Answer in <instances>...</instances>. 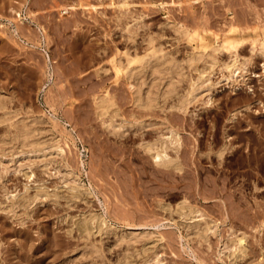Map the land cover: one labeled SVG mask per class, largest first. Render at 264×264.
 <instances>
[{"label": "rangeland", "instance_id": "obj_1", "mask_svg": "<svg viewBox=\"0 0 264 264\" xmlns=\"http://www.w3.org/2000/svg\"><path fill=\"white\" fill-rule=\"evenodd\" d=\"M33 1L0 3V264H264V0ZM172 20L197 28L204 42ZM233 39L242 44L233 48ZM159 43L182 74L168 82L162 69L155 86L146 65L145 93L173 91L139 106L113 61ZM199 45L217 60L187 66ZM232 54L250 58L246 69L219 81ZM203 67L212 99L198 90L180 110ZM165 125L181 136L167 147L172 164L144 147L161 142ZM242 233L243 250L233 246Z\"/></svg>", "mask_w": 264, "mask_h": 264}, {"label": "bare ground", "instance_id": "obj_2", "mask_svg": "<svg viewBox=\"0 0 264 264\" xmlns=\"http://www.w3.org/2000/svg\"><path fill=\"white\" fill-rule=\"evenodd\" d=\"M17 1V0H16ZM25 2L27 1H29L27 4H31V3H34V1L33 0H24ZM98 1V0H97ZM100 1V0H99ZM110 1V0H109ZM117 1H119V0H117ZM123 1V0H122ZM121 1V3H118V7L120 6V5H122V7H124V5L126 6V4H127V2L124 0L123 2ZM174 1V0H173ZM22 2V1H21ZM89 2V1H88ZM111 2V1H110ZM128 2H129V0H128ZM132 2V1H131ZM176 2V1H175ZM188 2V1H187ZM0 3L1 4H5L6 3V0H0ZM9 3H11V5L12 4H14V1H11V2H9ZM18 3V2H17ZM23 3V2H22ZM36 3H37V1H36ZM41 3V2H40ZM90 3V2H89ZM108 4H109V2H107ZM116 3V2H115ZM181 3V2H180ZM191 3V2H190ZM189 3V4H190ZM82 4V3H81ZM86 4H87V1H86ZM112 4V3H111ZM10 5V4H9ZM23 5V4H22ZM65 5H67V4H65ZM91 5V4H90ZM113 5V4H112ZM3 6V5H2ZM1 6V7H2ZM42 6H43V4H42ZM69 6V5H68ZM95 6V5H94ZM93 6V7H94ZM127 6H128V4H127ZM126 6V7H127ZM7 7H8V5H7ZM11 7V6H10ZM15 7V6H14ZM19 7V6H18ZM30 7V6H29ZM96 7V6H95ZM129 7V6H128ZM6 8V7H5ZM11 8H13V7H11ZM11 8H9V9H11ZM32 8V7H31ZM64 8V7H63ZM66 8H68V7H66ZM120 8V7H119ZM1 9V8H0ZM3 9H4V7H3ZM14 9V8H13ZM26 9H28V8H26ZM18 10V9H17ZM125 10V9H124ZM29 11V10H28ZM27 11V12H28ZM26 12V13H27ZM30 12V11H29ZM9 13V12H8ZM1 14V13H0ZM12 14H13V12H12ZM28 14V13H27ZM141 15V14H140ZM14 16V15H13ZM10 17V16H9ZM203 18V17H202ZM11 19V18H10ZM13 19V18H12ZM35 19V18H34ZM136 19V18H135ZM170 19V18H169ZM200 19V18H199ZM231 19V18H230ZM229 19V20H230ZM235 19V18H234ZM233 19V20H234ZM263 19H264V17H263ZM36 20H37V18H36ZM203 20V19H202ZM260 20V19H259ZM255 21V20H254ZM18 22V21H17ZM37 22V21H36ZM170 22V21H169ZM258 22V21H257ZM262 22V21H261ZM136 23V22H135ZM20 24V23H19ZM19 24H17V25H19ZM170 24H171V22H170ZM169 24V25H170ZM172 26L173 27H175V29H176V31H178V32H180V33H183V34H187V35H190V34H193V33H195V34H199L200 36V39L204 42V36L203 35H201V33H200V31H198L197 30V28L195 29V30H191L187 25H186V23H184V22H181V21H174V20H172ZM21 25V24H20ZM40 25V24H39ZM38 25V26H39ZM131 25V24H130ZM198 25V24H197ZM237 25V24H236ZM264 25V24H263ZM201 26V25H200ZM204 26V25H203ZM230 26V25H229ZM232 26V25H231ZM18 27V26H17ZM129 27V26H128ZM128 27H127V30L129 31V29H128ZM131 27V26H130ZM129 27V28H130ZM133 27H135V26H133ZM132 27V28H133ZM194 27V26H193ZM233 28L235 27V26H232ZM237 27V26H236ZM235 27V28H236ZM256 27V26H255ZM254 27V28H255ZM21 28H24V27H22L21 26ZM200 28V27H199ZM207 28V27H206ZM237 28H239V27H237ZM254 28H253V30H254ZM258 28V27H257ZM35 29V28H34ZM135 29V28H134ZM194 29V28H193ZM208 30H209V28H207ZM228 29V28H227ZM256 29V28H255ZM19 30H21V29H19ZM203 31H204V29H202ZM229 30V29H228ZM239 30V29H238ZM244 30V29H243ZM24 31V30H23ZM31 31V30H30ZM131 31H134L133 29L131 30ZM217 31H218V29H217ZM226 31V30H225ZM231 31H233V29L231 30ZM21 32V31H20ZM25 32H26V30H25ZM224 32V31H223ZM31 32H29V34H30ZM43 33H44V31H43ZM48 33V32H47ZM129 33H130V31H129ZM23 34V33H22ZM26 33H24V35H25ZM32 35L34 34V32H32L31 33ZM30 34V35H31ZM36 34V33H35ZM131 34H132V32H131ZM129 35V36H133V35ZM215 34L216 33H214V36H215ZM38 35V34H37ZM16 36V35H15ZM26 36V35H25ZM35 36V35H34ZM128 36V37H129ZM192 36H194V34L192 35ZM11 37V36H10ZM36 37V36H35ZM135 36H133V38H134ZM191 37V36H190ZM27 38V37H26ZM29 38V37H28ZM31 38V37H30ZM34 38V37H33ZM47 38V37H46ZM133 38H131L130 37V40L132 39L133 40ZM187 38V37H186ZM12 39V38H11ZM19 39V38H18ZM258 39V38H257ZM257 39H254L253 40V44L254 43H257L256 42V40ZM31 40V39H30ZM151 40V39H150ZM250 40H252V39H250ZM262 41V45H261V47H260V52H261V54L262 53H264V37L261 39ZM13 41V40H12ZM227 41V43H229V45L230 46H233V48L234 47H238V45H240V44H242V40H240V39H233V40H226ZM226 41H224V42H226ZM244 41V40H243ZM246 41V40H245ZM244 41V42H245ZM258 41V40H257ZM35 43H36V41H34ZM136 42V41H135ZM134 41L132 42V43H135ZM138 42V41H137ZM152 42V41H151ZM223 42V41H222ZM260 42V41H259ZM218 43H220V42H218ZM226 43V44H227ZM136 44V43H135ZM257 44H259V43H257ZM147 45V44H146ZM159 45H160V47L158 46V47H156V48H154V49H152V51H146L147 53H145L144 55H141V56H138V55H136L133 59H131L130 57L128 58V63H126V64H123V61H119L118 62V60L117 61H113V59H112V61H113V63H114V67H115V70L117 71L116 72V74H120L119 72H120V70L121 71H123V74L127 77V86H128V89H129V91H130V93L133 95V97H134V99H135V102H136V104L137 105H139V106H143V107H151V106H154V105H156L157 104V102L159 101V99L158 98H161L160 97V93L157 91V90H155V92H151L150 90H148L146 93L144 92V84L145 83H147L148 81H149V83L151 84V85H155L156 86V84H157V77L155 76L156 74H159L160 73V71L163 69H165V70H167L168 71V73H166V71H165V73L166 74H168V76L166 77H164V75H165V73L164 74H161V75H163L162 76V78H164V79H166L168 82H169V79H168V77L170 78V81H173L172 79H174L176 76L175 75H177V74H182V69H183V67L181 66V65H179V64H177V60H175L176 58H174V56H173V58H174V60L173 61H175V62H169V60L165 57V56H167L166 54L167 53H165L164 51H163V47L161 46V44L159 43ZM213 45V44H212ZM218 45V47L221 45V43L220 44H217ZM217 45H215V46H217ZM223 45H225V44H223ZM256 45V44H255ZM260 45V44H259ZM128 46V45H127ZM136 46V45H135ZM202 46V49L203 50H201L200 49V45H199V50H197L196 51V49H193V53H190L187 57H186V59L184 58V60L186 61H188V63L187 64H189V65H187V66H192L193 64H196V62L197 61H200L201 59H203V61L205 60H207L206 62H208V58H210V56H208L209 54L211 55V53L210 52H205V50L207 49L208 50V48H206L205 49V45H201ZM212 47V48H214L215 50H214V52L216 51V48H218V47ZM254 46V45H253ZM195 47V46H194ZM210 47H211V45H210ZM127 48V47H126ZM143 48V47H142ZM148 48V47H147ZM192 48H193V46H192ZM219 48H221V47H219ZM224 48V47H223ZM227 48V47H226ZM257 48H259L258 46H257ZM128 49H130V47L128 48ZM127 49V50H128ZM136 49H138L137 47H136ZM144 49H146V48H144ZM143 49V50H144ZM211 49V48H210ZM126 50V49H125ZM126 50V51H127ZM219 50V49H218ZM236 50V49H235ZM234 50V52H236ZM254 50H255V48H254ZM137 51V50H136ZM135 50L133 51L134 53L136 52ZM139 51V50H138ZM138 51H137V53H138ZM145 51V50H144ZM192 51V50H191ZM221 51V50H220ZM129 52V51H128ZM132 52V51H131ZM254 52V51H253ZM188 52H186V54H187ZM238 54L240 53V52H237ZM236 53V54H237ZM170 54V53H169ZM254 54H255V52H254ZM125 55H127V54H125ZM131 55H133V54H131ZM174 55V54H173ZM208 57H206V56ZM214 56H215V54H213ZM213 55H211V57H212V60H217V58L216 57H214ZM232 55H234V54H232ZM240 55V54H239ZM122 57V56H121ZM207 59H206V58ZM234 58H232L229 62H227V63H225V67L229 70V72H228V75H223V77L221 78V79H219V81L220 80H222V79H229V81L230 80H232V81H234V80H239L238 79V76H239V71L238 70H240V68H242V69H246V66H247V63L249 62V60H250V58H248L247 59V61H244V60H242V61H240L239 62V57H237V56H233ZM114 58V57H113ZM123 58H125V57H123ZM182 58V59H183ZM205 58V59H204ZM211 59V58H210ZM209 59V61L210 62H213V61H211ZM137 60V61H136ZM168 60V61H167ZM135 61V62H134ZM170 61H171V59H170ZM169 63L168 65L166 64V63ZM206 62H204V63H206ZM210 62H208V63H210ZM215 62V61H214ZM216 62H218V61H216ZM200 63V62H199ZM201 63H203V62H201ZM198 64V63H197ZM122 65H124L125 66V70H124V66H122ZM146 65H147V68L150 70V68L152 69V70H150V71H153L152 73H151V75H154V76H152V78H149L151 75H149V73L150 72H148L146 75H148V76H146V78L148 77V81L146 80V78L145 77H143V75H141V73L143 72V70H145V69H143L144 67H146ZM149 65V66H148ZM201 65V64H200ZM205 65H207V64H205ZM214 65V64H213ZM194 67H196V65H193ZM199 66V65H198ZM204 66V65H203ZM207 67V66H206ZM205 67V68H206ZM2 68V67H1ZM196 68H198V67H196ZM114 69V68H113ZM204 67L202 68V70L201 71H199V76H198V79L195 81L194 80V82L192 83L193 84V86L191 87L190 86V88H191V90H190V88H188V89H186L187 91L189 90L190 91V93H189V95H188V97H184V99L183 100H181L179 103H176V104H178V105H176V107L178 108L179 107V109L180 110H186L187 108H188V106H189V104H190V102L191 101H194L193 99L197 96V95H199V94H197V93H199V91L201 90V92L202 91H204V92H206V91H208V92H206V93H208V95H209V99H212V96H210V93H211V91H210V93H209V90H211V86L213 85V83L214 82H210L209 84L208 83H205V80L208 78V76H205L203 73L206 71V69H204ZM147 70V69H146ZM148 70V71H149ZM114 71V70H113ZM181 71V72H180ZM147 72V71H146ZM177 74H176V73ZM184 72V71H183ZM136 73H138V75L136 74ZM143 73V74H144ZM173 73H174V75H173ZM115 74V73H114ZM115 74V75H116ZM140 74V75H139ZM204 75V77H202L203 75ZM115 75H114V78H115ZM160 75V76H161ZM175 76L174 78H172L173 76ZM253 75H257V73H253ZM117 76V75H116ZM180 76V75H179ZM177 77H178V75H177ZM142 78V79H141ZM161 78V77H160ZM179 78V77H178ZM159 79V78H158ZM164 79H162L161 81H164ZM175 79H177V78H175ZM210 79V78H209ZM208 79V80H209ZM117 81H119V80H117ZM161 81L159 82V84L161 83ZM176 81V80H175ZM174 81V82H175ZM168 82H166L167 84H168ZM173 82V83H174ZM177 83H178V81H177ZM177 83H174V85L175 84H177ZM150 84H148V85H150ZM167 84H165V82H164V86H166ZM170 84V83H169ZM163 85V84H162ZM171 85V84H170ZM169 85V88H168V85H167V90H165V88L166 87H162V88H160L161 90L164 88V90L162 91V95L164 96V95H166L167 96V94H169V93H171L172 91H173V88H172V86H170ZM120 86V85H119ZM147 86V85H146ZM176 86V85H175ZM214 86V85H213ZM249 86V88L250 89H252V87H251V85H248ZM154 87V86H153ZM152 87V88H153ZM177 87V86H176ZM115 88H116V86H115ZM127 88V87H126ZM147 88V87H146ZM150 88H151V86H150ZM175 88V87H174ZM149 89V88H148ZM8 90V89H7ZM119 90V89H118ZM177 90V89H176ZM199 90V91H198ZM106 91V90H105ZM117 91V90H116ZM174 91H175V89H174ZM186 91V92H187ZM108 92V91H107ZM115 92V91H114ZM182 92V91H181ZM203 92V94H206V93H204ZM101 93V92H100ZM188 93V92H187ZM1 94V93H0ZM105 94V93H104ZM112 94V93H111ZM185 94V93H184ZM183 94V95H184ZM201 94V93H200ZM203 94H201V95H203ZM118 95V94H117ZM161 95V96H162ZM182 94L180 95L181 96V98H183L182 96H183ZM4 96V95H3ZM116 96V95H115ZM163 96H162V98H163ZM187 96V95H186ZM96 97H97V95H96ZM110 96H108L107 94L106 95H103V96H101L100 97V99H99V101L98 102H100V103H104V102H106L107 100H108V98H109ZM117 98H118V96H116ZM120 97V96H119ZM196 98H198V97H196ZM3 99H4V97H3ZM7 99H8V95H7ZM7 99H6V101H7ZM114 99H116V98H114ZM172 99H174V98H172ZM258 99V98H257ZM97 100H98V98H97ZM177 100V99H176ZM176 100L174 101V102H172V103H170L172 106H174V103L176 102ZM253 100H255V99H253ZM259 100V99H258ZM5 101V100H4ZM94 101H96V100H94ZM161 101V100H160ZM170 101V100H169ZM111 102V101H110ZM235 103H237V102H234V104ZM1 104H3V102L1 103ZM5 104V103H4ZM97 104V103H96ZM158 104H160V103H158ZM165 104H166V101H165ZM240 104V103H239ZM246 104L248 105V102L246 101ZM250 104V103H249ZM171 105H170V107H171ZM116 106V105H115ZM136 106V105H135ZM161 106V105H160ZM233 106V105H232ZM235 106V105H234ZM249 106V105H248ZM247 106V107H248ZM236 107V106H235ZM238 107V106H237ZM7 108H8V106H7ZM115 108V107H114ZM134 108V107H133ZM164 108V107H163ZM171 108H173V107H171ZM115 109H117V108H115ZM178 109V110H179ZM235 109V108H234ZM115 112V111H114ZM118 112V111H117ZM144 112V111H143ZM146 112V111H145ZM108 114V113H107ZM117 114V113H116ZM144 114V113H143ZM232 114V117L234 116L233 114L234 113H231ZM230 114V115H231ZM136 115V114H135ZM229 115V116H230ZM9 116V115H8ZM109 116V115H108ZM123 116V115H122ZM104 117V116H103ZM134 117V116H133ZM139 117H141L140 115H139ZM231 117V116H230ZM34 118V117H33ZM32 118V119H33ZM106 118V117H105ZM112 118V117H111ZM113 118H117V117H113ZM112 118V119H113ZM122 118V117H121ZM135 118V117H134ZM1 119V118H0ZM8 119V118H7ZM36 121H38L37 119H36V117L34 118ZM166 119V118H165ZM103 120H104V118H103ZM109 120V119H108ZM116 120V119H115ZM118 120H119V118H118ZM33 121V120H32ZM32 121H30L31 122V124H32ZM35 121V122H36ZM110 121V120H109ZM107 122V121H106ZM110 122H112V121H110ZM115 122V121H114ZM120 122V121H119ZM16 123V122H15ZM26 123V122H25ZM33 123H34V121H33ZM109 123V122H108ZM142 123V122H141ZM20 124H22V125H24V123H20ZM29 123H27V125H28ZM31 124H30V126H31ZM116 124V123H115ZM114 124V125H115ZM167 124H169V123H167ZM16 125V124H15ZM22 125H20V126H22ZM112 125V124H111ZM131 125V124H130ZM129 125V126H130ZM137 125V124H136ZM145 125V124H144ZM170 125H173V123L172 124H170ZM13 126V125H12ZM20 126H18V127H20ZM35 126V125H34ZM33 126V127H34ZM110 126V125H109ZM117 126V125H116ZM132 126V125H131ZM139 126H143V125H140L139 124ZM166 126V125H165ZM27 127V126H26ZM26 127H24V126H22V127H20L19 129H18V131L20 132V133H22L23 135H24V137H29V135H30V137L32 136L31 135V132L33 131V129H32V131H31V128H28L29 127V125H28V129H24V128H26ZM114 127V126H113ZM166 127H169V126H166ZM35 129V128H34ZM116 129V128H115ZM38 130V129H37ZM16 132V131H15ZM14 132V136H18V135H22V134H17V133H15ZM168 133H164L163 135V137H162V139H161V142L160 143H158V142H147L145 145H144V147H145V149H147V150H149V151H151V153H152V156L154 157V160L155 161H157L158 163H166V164H168V163H170V164H172V159L173 158H168V159H166V157H168V153H167V147L168 146H170V144H177V141L180 139V137L181 136H179L178 134V132L176 131V130H174L173 129V127L171 128V127H169V129H168V131H167ZM37 133V132H36ZM35 132H33V137H34V139H35V137H36V134ZM261 134V133H260ZM35 135V136H34ZM20 136H18V137H20ZM262 136V135H261ZM23 137V136H22ZM38 137V136H37ZM157 137V136H156ZM161 137V136H160ZM18 139V138H17ZM20 139H23V138H20ZM26 139V138H25ZM31 139V138H30ZM29 139V140H30ZM34 139H31L30 141H32V140H34ZM57 139V138H56ZM159 139V138H158ZM182 139V138H181ZM251 139V138H250ZM59 140V139H58ZM22 141H24V139L22 140ZM22 141H21V143H22ZM28 140H26L25 142H27ZM150 141V140H149ZM230 141V140H229ZM231 141H233V139L231 140ZM35 142H37V141H35ZM29 145H31L30 143H29V141L27 142ZM26 143V144H27ZM228 143V142H227ZM227 143H226V140H225V143L224 144H226L227 145ZM232 143V142H231ZM23 144V143H22ZM25 144V143H24ZM33 144H36V143H33ZM54 144V143H53ZM52 144V146H54V145H57V144H54L53 145ZM58 144H60V142L58 143ZM180 144V143H179ZM182 144V143H181ZM230 144V143H229ZM228 144V145H229ZM37 145V144H36ZM61 145V144H60ZM33 146V145H32ZM35 146V145H34ZM51 146V145H50ZM59 146V145H58ZM57 146V147H58ZM179 146V145H178ZM61 147H63V146H61ZM180 147V146H179ZM223 148H224V146H222ZM221 147V148H222ZM229 147V146H228ZM51 148V147H50ZM50 148H48V149H50ZM225 148L227 149V147L225 146ZM55 149V151H56V148H54ZM59 149V147L57 148V150ZM169 149V148H168ZM175 149V148H174ZM178 149V148H177ZM61 150V149H60ZM173 150V149H172ZM210 150V149H209ZM218 150H220V149H218ZM175 151V150H174ZM52 151H51V149H50V153H51ZM149 153V152H148ZM216 153H217V151H216ZM219 153H221V152H219ZM219 153H217V154H219ZM249 154V153H248ZM169 155H171V154H169ZM221 155V154H220ZM249 156V155H248ZM257 156V155H256ZM151 157V156H150ZM244 158L246 157V156H243ZM250 157V156H249ZM249 157H247V161H248V159H250L251 160V158H249ZM241 158V157H240ZM243 158V159H244ZM253 158V157H252ZM176 159H178V158H176ZM174 161H177V160H174ZM180 161V160H179ZM250 162V161H249ZM156 163V162H155ZM174 163V162H173ZM179 163V162H178ZM181 163H183V162H181ZM177 163H174V167L175 166H177L176 165ZM159 165V164H158ZM181 165V164H180ZM180 165H178V166H180ZM170 166V165H169ZM183 166V165H182ZM168 167V166H167ZM183 168V167H182ZM177 169V168H176ZM179 169H181V168H179ZM168 171V170H167ZM166 171V172H167ZM171 172V171H170ZM169 172V173H170ZM185 173V172H184ZM172 174V173H171ZM205 191V190H204ZM206 194V193H205ZM186 195V194H185ZM184 195V196H185ZM173 196V195H172ZM204 196V195H203ZM188 197V196H187ZM259 204V203H258ZM257 205V204H256ZM262 205V204H261ZM183 207H185V206H183ZM259 209V208H258ZM206 212V211H205ZM201 213V212H200ZM195 214H197V212L195 213ZM197 215H199V213L197 214ZM196 215V216H197ZM211 215V214H210ZM209 215V216H210ZM257 215V214H256ZM202 216V215H201ZM206 216V215H205ZM260 216V215H259ZM195 217V216H194ZM204 217V216H203ZM213 217V216H212ZM217 218V217H216ZM257 218H259L258 216H257ZM231 219H232V217H231ZM208 220V219H207ZM216 220V219H215ZM214 220V221H215ZM263 220V219H262ZM213 221V220H212ZM217 221V220H216ZM131 222V221H130ZM203 222V221H202ZM261 222V221H260ZM106 223V222H105ZM104 224V223H103ZM256 224V223H255ZM211 225H212V223H211ZM211 227V226H210ZM213 228H214V226H213ZM196 229V228H195ZM199 229V228H198ZM197 229V230H198ZM212 229V228H211ZM236 231V230H235ZM135 231H133V232H131V233H134ZM208 232V231H207ZM126 234H128V233H126ZM198 234V233H197ZM244 233H242V235H243ZM131 235H133V234H131ZM136 234H134V236H135ZM241 235V234H240ZM126 236V235H125ZM128 236V235H127ZM133 236V237H134ZM24 237V236H23ZM138 237V236H137ZM139 237H140V235H139ZM138 237V238H139ZM165 237V236H164ZM135 239H136V237H134ZM167 238H169V237H167ZM131 239V238H130ZM133 239V238H132ZM256 239V238H255ZM134 240V239H133ZM138 240V239H137ZM160 240V239H159ZM208 240V239H207ZM168 241V240H167ZM233 241V240H232ZM245 241V239H244V235L242 236V237H240V238H238L237 240H236V242L234 243L235 245H233V246H235L236 248L237 247H239L240 249H242L243 250V242ZM256 241V240H255ZM168 243H169V241H168ZM232 243V242H231ZM230 244V243H229ZM228 243H227V245H229ZM231 246V245H230ZM230 246H227V247H230ZM243 247V248H242ZM259 247V246H258ZM99 248V247H98ZM234 248V247H233ZM93 249V248H92ZM260 249V248H259ZM27 250V249H26ZM239 250V249H238ZM236 251H237V249H236ZM256 251V250H255ZM237 252H239V251H237ZM234 253V255H235V252H233ZM245 253V252H244ZM255 253V252H254ZM231 254V253H230ZM155 256V255H154ZM253 256H255V255H253ZM157 257V256H156ZM198 257V256H197ZM199 257H201V256H199ZM158 258V257H157ZM205 258V257H204ZM263 258V257H262ZM158 260V259H157ZM198 261H199V259H197ZM39 261V260H38ZM159 261V260H158ZM203 261H205V260H203ZM261 261V260H260ZM254 262V261H253ZM159 263V262H158ZM200 263H203V262H200ZM255 263V262H254ZM205 264V263H204Z\"/></svg>", "mask_w": 264, "mask_h": 264}]
</instances>
